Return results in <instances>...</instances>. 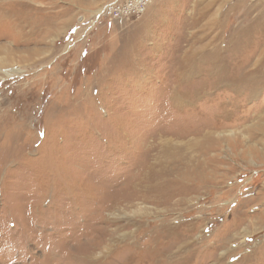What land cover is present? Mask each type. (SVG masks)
<instances>
[{"label":"rangeland","instance_id":"obj_1","mask_svg":"<svg viewBox=\"0 0 264 264\" xmlns=\"http://www.w3.org/2000/svg\"><path fill=\"white\" fill-rule=\"evenodd\" d=\"M125 1L0 0V264H161L164 220L193 231L168 234L186 248L164 264H264V85L201 64L205 2L112 19ZM219 11V49L243 37L219 64L263 49L264 0Z\"/></svg>","mask_w":264,"mask_h":264},{"label":"bare ground","instance_id":"obj_2","mask_svg":"<svg viewBox=\"0 0 264 264\" xmlns=\"http://www.w3.org/2000/svg\"><path fill=\"white\" fill-rule=\"evenodd\" d=\"M201 1L205 2V5L203 6V5L198 3L199 6H201L202 8H200V10H198L200 12H198V11L195 12V15H198V18H199V21L197 20L198 22H196V23H198V25L196 26L197 30L194 32L196 35L195 36H191L192 40L190 39V41H192L193 43L198 44V50L200 48V50L198 51V54H199V56L201 58V64H207V65L208 64H212L211 71L214 73L215 76H217L218 74L221 73V74H223V75H225L227 77L224 81H221L220 79L222 77L218 76L217 80H215L216 84L217 83L221 84V83L225 82L228 86L233 85L235 90L237 92H239L240 94L254 95L256 92H258L260 86L264 85V78H263V76H264V59H263V57H264V47L258 53L259 55L256 53L255 55L251 56L246 61L243 58V61L240 62L239 64H237L236 66L231 65L230 67L232 69L226 63L225 64H219L222 61H223V63H224V61L226 62V60L233 55V52H232L231 48L233 47V45H236L238 43L237 41L239 39H243V37H241V38L238 37L239 39L235 40L234 37H231L229 35L228 39H227L228 41L226 42L227 44L225 45V48H226L225 52L229 53V57L226 56V53L225 54L222 53L225 48H220L219 49V47L217 45V42H216L217 38L215 39L216 35L214 37V36H212V34L214 33L215 29L217 30V28H219V26H221V25H219L220 22H218L219 19L217 18V14L216 13L224 6V4L226 3V0H201ZM201 1H200V3H202ZM12 8H16V7L12 6ZM230 8H231V6H230ZM224 12H223L224 15H228L227 13L229 11H227L225 13ZM200 20H202L204 22L201 23ZM194 23L195 22H193V24ZM225 23H226V21H225ZM215 33H216V31H215ZM244 33L245 32H243L241 34H243L244 36L247 37L249 31L247 33H245V34ZM217 37L220 38V33H219V35ZM221 39H222V37H221ZM218 41H220V39H218ZM211 47H213L214 50L213 49L211 50ZM193 53L194 52H192V54ZM256 55H258V57H256ZM188 61H193V60H188ZM226 65L229 67V70L231 71L233 76H229V74L227 72L228 67ZM259 117H260V119L263 118L262 121H264V117L262 116V114H260ZM164 175H167V170H165V166H162V165L159 166L158 165V167H154V165H153V168H150V169H148L145 172V174L143 175L142 179L146 180V182H148V188H150L149 186L152 185L155 189L162 190L164 181L163 182H161V181H157L156 182L155 179L156 178H161ZM185 178H187V177H185ZM149 181H152V182L149 183ZM134 189H136V188H134ZM133 192H135V191H133ZM150 197H152V196H150ZM160 197H161V195H160ZM166 200H168V199H166ZM169 226H170V222H169ZM169 226L166 224L165 220L162 222V232H161L162 236H160V235L159 236L162 237V239H164L161 242L163 243V245L164 244L165 245L161 248V250L159 251V253L156 256V257L160 258V262H162L161 264H164V261L161 258H163L167 262V261H169V256H172V257L179 256V252H182L181 250L185 247V246L182 245L181 242L178 243V239L174 240V239L171 238V240H167L170 237L168 234H172V235L174 234L175 236L178 235V233L174 232L175 229L174 228L171 229V227H169ZM192 232L193 231L185 232V230H184L183 235L182 236L178 235V236H180L181 238H185V236H186V237H188V240H189V238L192 237ZM183 243L185 245H187V246H189L191 244V242H189L187 240L184 241ZM94 256L92 254H90V253L87 254L83 259H79L78 260L79 264H87V263L94 264L97 261V257L96 256L94 257ZM190 256H191V258L194 256V251L189 253V255L186 258H183L182 260L179 259V261H182V262H178L177 264H183V261L187 262V259H189ZM176 260H173V261H176ZM133 261H135V258H134L133 255H130V256L126 257V259L123 260V262L120 261V263H132ZM244 263H245V261H244Z\"/></svg>","mask_w":264,"mask_h":264},{"label":"built area","instance_id":"obj_3","mask_svg":"<svg viewBox=\"0 0 264 264\" xmlns=\"http://www.w3.org/2000/svg\"><path fill=\"white\" fill-rule=\"evenodd\" d=\"M151 0H126L123 3H114L111 9L112 19L122 17H140L143 15Z\"/></svg>","mask_w":264,"mask_h":264}]
</instances>
